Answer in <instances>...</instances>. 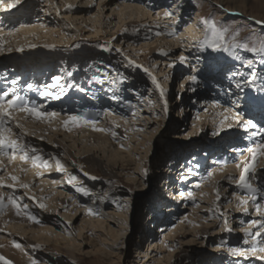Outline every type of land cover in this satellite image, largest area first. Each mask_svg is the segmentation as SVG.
Returning a JSON list of instances; mask_svg holds the SVG:
<instances>
[{"label": "bare ground", "instance_id": "bare-ground-1", "mask_svg": "<svg viewBox=\"0 0 264 264\" xmlns=\"http://www.w3.org/2000/svg\"><path fill=\"white\" fill-rule=\"evenodd\" d=\"M23 1L24 3L21 0L17 1V7L14 8L15 4L13 3H15V0H0V8L2 7V10L0 9V167L3 170L7 169L8 173L10 169L15 170L18 168V171H21L24 168L27 172L29 184L32 181L46 177V180H52V182L50 184L48 181L44 182L43 188L47 189L48 185L50 186L51 184L52 188L58 187L59 182L63 181L58 177L64 171L71 170V168L64 170L70 165L59 155L62 150L68 149L69 151L70 147L68 145L70 143L57 140L56 135L59 134L51 133L52 130L57 129L54 125L57 124L59 126L58 120L61 118V122L65 126L67 124H76L77 127H84L82 132L90 135L98 132V136L89 135V138H91L89 142H84L85 144L82 147H85L78 149V151L80 155L86 153L99 155L102 153L107 159L111 160L107 165L101 157L97 158L92 155L86 157L92 163V166L102 168L107 176V183L110 184L111 180L119 179L118 168L122 170L123 157L125 159L129 156L112 150L113 146L119 148V143L123 140L127 141L121 147L129 145L131 142L134 143L136 139L134 134L141 130L144 131L143 129L145 128L150 133H154L157 118L161 116L157 110L153 109L151 103L159 107V102L153 95L146 94L144 92L145 89L139 83L136 84L135 88V84L130 85L128 81L122 80L120 76L115 74V70L120 69L115 67L112 74H110L107 69H101L94 62L92 66L88 67L91 64L90 60L85 66L79 67L76 64L77 66L73 67L75 69L73 71L67 68L63 70L50 68L45 65V60L49 59H56L62 63L71 62L67 58H78L79 53H64L65 49H62V47L50 49L49 51V47L32 44L34 41L31 39L32 42H30L32 36L51 37L60 31L59 27L61 25L54 20L48 22V18L45 19L38 14L37 16L35 13L31 15L25 14L26 17L24 16V18L19 17V15L28 11V8L37 9V3L36 5L31 3V6L28 7L24 4L29 0ZM114 1L100 0L99 4L96 2L98 10L111 6ZM121 1L126 3L117 11L120 20L119 24L122 27L132 24L143 25L147 22L153 23L151 28L160 27L159 23L169 26L164 32L167 36H163L158 40H151L152 42H144L143 45L148 53L152 52L158 56L156 62L160 65H162L160 58L164 56L163 53L169 52L170 56H168L170 58L166 59L165 62L167 64L163 65L170 67L175 72L179 70L184 72L182 73L184 80L181 81L182 83H180L179 87L178 98L180 101L177 102L175 108L178 107L180 114H184L187 111L186 107H191L188 110L187 122H185L188 124L186 133L195 145L193 146L194 149L190 150L186 155V150L179 149V146H176L177 150L168 159L167 171H169V177L166 180L165 187L168 190H172L186 186V183L177 181V175L186 176L187 178L189 175H193V172H201L203 165H207L206 173L200 175V179L197 182L198 186L196 185L194 188L196 190L192 191L194 198L191 196L192 194L189 196L190 200L188 202L190 204L187 205V212L178 214V219L165 228L164 235L168 236L166 240L169 241L175 234L195 233L200 223L207 225L208 222H217L219 225L224 224V219L227 223L242 222L244 221L242 219L244 217L242 214L244 212L242 210L243 207L251 205L249 211L252 210L253 213L250 216L248 215V220L244 221L246 222L245 225L240 227L239 230V233L243 232L244 241L237 240L235 235L231 233L224 234V240L217 237V247L222 246L226 251L233 249L230 246L231 242H240L237 244V249L246 253V256L242 255L235 261V257L227 258L226 255L224 258L226 262L215 261L216 257L203 256L199 262L194 264H264V228H262V225H264V173L255 170V168L263 167V165L259 168L255 167V164H257L255 161L258 156L259 163H264V135L259 133L264 130V109H251V106L248 105L256 100L255 106L264 108L262 104L264 99L258 100L255 92L249 93L244 89V86L248 85L246 83L247 78L242 79L240 77V70H230L228 68L229 63H225L226 58L223 59L224 62H221L219 58L208 61L209 57L201 58L199 55H193L197 52L195 49L191 50L193 43H195L192 31H194L198 23L197 17L196 19L195 17L186 18V23L180 29H177V23L173 21L178 16L177 8L187 11L184 9V4L187 5L186 0H172L174 9L163 5L161 8L154 10V12L152 11V13L150 9L141 3V0ZM37 2H42L38 7L39 10L49 8L54 11L51 6V3H53L51 0H44V3L43 0ZM151 2L148 3L150 6L152 4L153 7L156 3L153 0ZM61 5L63 10L71 11L70 14L72 15L69 14L70 17H67L71 20L70 23L80 22L83 24V22L86 23L85 21L89 20L86 15L87 12L83 10L86 8L85 6H79L84 7L82 10L76 6L73 11L74 7L70 5L69 0H62ZM171 11L173 12V17L168 14ZM42 13L45 14V12ZM165 14H168L167 17H163ZM168 18H172V21L169 22ZM162 19L166 20L161 22ZM92 20L96 21L93 18ZM92 24L99 33L102 23ZM28 42L30 48H25L21 45ZM27 50L40 53L46 51L47 55L43 57L42 61L35 57L28 60L25 57ZM92 51H95V46H89L86 49L87 54ZM7 54H12V56H7ZM40 62L42 63L38 66L37 63ZM208 62L215 65H211ZM45 68H49V70H46L47 73L43 74L42 69ZM188 68L189 70H187ZM205 71H208V75L203 73ZM159 74L160 77L167 79L165 72L162 73L160 71ZM211 74L214 76H210ZM45 78H48V82L44 80ZM224 79H232L230 81L231 84H227ZM208 80L209 83L212 82L210 85L214 83L213 86L216 90L230 92L224 101L214 96L213 92L203 89V86L209 85L207 83ZM261 83L264 84V79L261 80ZM249 85L251 86V83ZM254 85L256 84H252L253 87ZM14 96L17 97L8 100ZM237 98L238 101L236 100ZM195 101L197 104L192 103ZM10 110H15V112L13 111L14 117L11 116V112V114L9 113ZM20 111L22 113H18ZM238 111L243 115L244 119L241 126L243 131L245 128L247 129L246 133L245 131L240 132V134L235 136V132L231 133L229 131L228 138L220 141L221 144L218 143L219 145L215 146H211V143L203 144L202 141L211 130L212 125L219 133L224 132L228 126H234L237 121L235 115ZM260 112L263 113L261 114ZM258 113L261 114V118L257 116ZM105 116H108V118H105ZM19 120L23 125L17 123ZM138 120L144 122V124H139ZM123 131L126 132L125 135ZM200 133L201 135H199ZM75 134L73 135L75 136ZM260 137L262 139H259ZM130 139L132 140L131 142ZM115 140H117V145H113ZM47 141L50 142L48 143ZM146 141H148L146 145L150 146L151 136ZM139 142V140L135 142L136 146ZM142 142L140 144L144 143ZM229 144L231 147L229 152H222L223 148ZM134 149L136 150L137 148ZM252 149L255 150L251 154ZM112 156H114L113 159ZM44 164L46 166H43ZM241 168H243V172ZM1 174L2 171L0 170V239H2L0 251L10 256V251L13 247H26L29 245L28 243L33 241L49 243L53 235H58L56 230L48 227V225H36L34 219L29 216V212L25 211V219L20 216L23 212L20 209L21 207L19 208L15 202L20 203L21 195L17 187L11 185L15 182V178L20 179V176L15 175V173L10 176H2ZM67 182L69 183L68 180ZM252 183L253 185L250 186ZM70 188L79 189L80 187L70 186ZM214 190L220 191L218 197L215 195ZM29 193L32 196V192L28 191L27 194ZM86 195L85 193L83 194L85 198L80 200L82 201L80 205L71 208L67 205L69 200L66 197L68 196L60 192L54 206L56 204V207L64 206V213L70 221L79 213L78 215H82V220L85 218V224L98 223V225H102V222L98 219L99 216H97L99 211L95 210V214H93V209H89L93 205L92 200L95 197L89 196L91 199H88V195ZM226 195L229 196L230 202L225 204V211L216 210V200L214 199L216 197L218 200L221 199L223 204ZM113 197L115 201L128 202V198L125 195L119 194L113 195ZM115 201L110 203L114 207L111 211L118 210L124 214V207L129 208V205L116 206L119 202ZM221 202L219 200L218 203ZM102 203L105 204L104 201ZM230 203H232V209L228 206ZM227 209L230 213L226 212ZM100 215L107 218L115 217L112 213L102 212ZM217 215L222 216V218ZM224 216L226 217L224 218ZM227 217L228 219H226ZM14 221H17V223L21 222L19 228L14 227ZM53 221L57 223V221ZM24 222H30V226L34 225V228L23 226ZM8 226L10 227L8 228ZM64 228L60 229V234L65 231ZM254 235L255 237H253ZM161 246L165 248L167 245ZM211 246L214 247L215 244ZM164 250L165 252L169 251L166 248ZM229 259L231 260L229 261Z\"/></svg>", "mask_w": 264, "mask_h": 264}, {"label": "rangeland", "instance_id": "rangeland-1", "mask_svg": "<svg viewBox=\"0 0 264 264\" xmlns=\"http://www.w3.org/2000/svg\"><path fill=\"white\" fill-rule=\"evenodd\" d=\"M17 1L20 0H15V3H13L15 4L14 8L17 7ZM37 1L40 0H29L24 4L29 7L31 3L35 5L37 3V9L33 7L29 9L27 7L28 11L19 15V17L24 18L26 15L35 13V15L38 14L45 19L48 18V22H52L50 20L58 21L61 26L59 27L60 31L51 37L41 38L32 36L30 42L33 39L35 42L33 41L32 44L35 46L49 47V51L50 49L62 47V49H65L63 51L64 53H79L78 58L67 56V59L71 60V62L62 63L56 59H49L45 60V65L50 68L61 70L67 68L73 71L75 70L73 67L77 66L76 64L81 67L91 61L88 67L92 66L94 62L101 69H107L110 74H112L114 67L118 68L120 70H115V74L120 76L122 80L128 81L130 85L135 84V88L137 86L136 84L139 83L145 89L144 92L146 94L149 93L157 99L159 107L153 103L151 105L154 110L160 113L161 117L157 118L154 133H150L145 128L143 129L144 131L141 130L134 134L136 137L135 142L137 140L140 141L137 146L135 142H131V139V143L125 147H121V145L126 144L127 140L121 141L119 148L113 146L114 149L112 148V150L129 156L125 159L123 157L122 168L116 165L122 169L120 170L118 168L120 177L117 180H111L110 184L107 183L108 179L102 168L92 166V163L86 157L91 155L97 158L101 157L107 165L111 160L107 159L102 153L99 154L100 156L94 153H91V155L90 153L80 155L78 149L85 147H82V145L86 141L89 142L91 139L89 138L90 134L82 132L84 127H77L76 124H67L65 126L61 122V118L58 120L59 126L55 124L54 127H57V129L52 130L51 133L59 134L56 135L57 140L70 143L68 145L70 147L69 151L68 149L62 150L59 155L70 165L64 170L70 168L71 170L64 171L58 177L60 180H63L59 182L58 187L52 188L51 184L50 186L48 185L47 189L43 188L44 182L48 181L49 184L52 182V180H46V177L32 181L29 184L27 172L24 168L21 171H18V168L15 170L10 169L8 173L7 169L3 170L0 167L2 176H10L13 173L20 176V179L15 178V182L11 184L17 187L21 195V204L15 202L19 208L21 207L20 209L23 212V216L22 214L20 216L25 219L24 215L26 216V212H29V216L34 219L36 225H48V227L58 232V235L51 237L49 243L33 241L28 243L29 245L26 247H13L11 248L10 256L0 251V264H194L199 262L203 256L216 257L215 261H224L226 255L227 258L235 257V261L242 255L246 256V253L237 249V244L240 242H231L230 246L233 249L226 251L222 246L217 247V240L218 238L224 240V234L231 233L235 235L237 240L244 241L243 232L239 233V230L240 227L245 225L246 222L244 221L248 220V215L250 216L253 213L252 210L249 211L251 205H245L243 207L242 210L244 212L242 214L244 217L242 219L244 221L242 222L227 223L224 219V224L219 225L217 222H208L207 225L200 223L195 233L186 232L183 234H175L169 241L166 240L168 236L164 235L165 228L178 219V214L187 212V205L190 204L188 202L190 200L189 196L192 194L191 196L194 198L192 191L196 190L194 188L196 185L198 186L197 182L200 179V175L206 173L207 169V165H203L201 172H193V175H189L187 178L186 176L177 175V181L179 183H186V186L172 190H168L165 187L166 180L169 177V171H167L168 159L177 150L176 146H179V149L186 150V155L190 150L194 149L193 146L195 145L186 133L188 124L185 122H187V116H189L188 110L191 107L187 106V111L184 114H180L178 107L175 108L177 102L180 101L178 98L180 92L179 87L180 83H182L181 81L184 80L182 75L184 72L180 70L175 72L170 67L163 65L167 64L165 61L170 58L169 52L163 53L164 56L160 58L162 65H160L156 62L158 56L152 52L148 53L143 45L144 42H152L161 39L163 36H167L164 32H166L169 26L159 23L160 27L151 28L153 23L147 22L144 23L146 25L132 24L122 27L119 24L120 20L117 11L126 3H123L121 0H115L111 6L101 8L100 10H98L97 5V3H100V0H69L70 5L74 7L73 11L76 6L80 10L84 7L79 6L86 7L83 10L87 12L86 15L89 17V20L85 21L86 23L83 22V24L80 22L70 23L71 20L67 17L72 15L70 14L71 11L62 9V0H51L53 2L51 6L54 8V11L49 8L39 10L38 7L42 2L39 3ZM151 1L141 0V3L151 10V13L163 5H166L168 8H175L172 7L174 5L171 2L172 0H153L156 3L153 7L152 4L150 6L148 3ZM186 1L187 5L184 4V9L187 11L185 12L177 8L178 16L173 21H176L177 29H180L186 23V18L195 17L196 19L197 17L198 23L194 31H192L194 33L195 43H193V48H191V50L195 49L197 52L193 55H199L201 58H205V56L209 57L210 59L208 61L219 58L221 62H224L223 59L226 58L225 63H229L228 68L230 70H240V77L242 79L247 78L246 83L248 85H245L244 89L249 93H252V91L255 92L258 100L264 99V84L261 83V80L264 79V0ZM21 2L24 3L23 0ZM0 9L2 10V7ZM42 12L47 14L45 15ZM170 13H168L169 16L173 17V12L171 11ZM168 14H165L163 17H167ZM92 18L96 21L94 22ZM166 19H162L161 22H164ZM168 19L169 22L172 21V18ZM99 22L102 25L100 27L101 31L98 33L92 23L96 24ZM21 45L25 48H30L29 42ZM89 46H95V51L87 54L86 49ZM26 52L25 57L28 60L35 57L42 61L44 59L43 57L47 55L46 51L40 53L27 50ZM7 56H12V54H7ZM41 63H37L38 66ZM208 63L215 65L211 62ZM46 70H49V68L42 69V73H47ZM160 71L162 73L165 72L167 79L160 77ZM203 73H207L208 75V71ZM44 80L48 82V78ZM207 83H209V80ZM249 83H251V86ZM252 84H256L257 86L254 85L253 87ZM208 87L209 85L203 86V89H207ZM236 100L238 101V98ZM255 101L248 104L251 106L250 108L263 110L264 108L255 106ZM192 103L197 104L196 101ZM262 104L264 105V102ZM13 111L15 112V110L9 111V113H12H10L12 117H14ZM18 113H22V111ZM260 113L262 114L263 112ZM261 114L258 113L257 116L261 118ZM105 118H108V116H105ZM235 118H237V121L234 126H228L221 133L217 132L216 128L212 125L211 130L205 135L202 141L203 144L211 143V146H215L218 143L221 144L220 141L228 138L229 131L231 133L235 132V136L240 134V132L245 131L246 133L247 129L245 128L243 131L241 126L244 119L243 115L238 111ZM137 122L144 124V122H140L139 120ZM17 123L21 124L20 120ZM24 127L26 128L25 125ZM72 132L73 134L76 133L75 136ZM123 133L124 135L126 134L125 131ZM259 133H263L264 135V130ZM92 135L98 136V132ZM150 136L151 143L150 146H147L146 142L148 141L146 140H149ZM259 139L262 138L260 137ZM141 142L143 144H140ZM117 144V140H115L113 145ZM230 144L224 147L222 152L228 153L231 149ZM134 148L137 149L135 150ZM113 158L114 156H112ZM255 163H257L255 167L258 168L263 165V167L259 169L255 168V170L264 173V163H259V156ZM43 166L46 165L44 164ZM252 185L253 183L250 184V186ZM70 186L80 188L71 189ZM28 191L32 192V196H30V193L27 194ZM214 191L218 197L220 191ZM60 192L68 196L66 197L69 200L67 205L71 208L80 205V202H82L80 200L85 198L83 196L84 193L88 195H86L88 199H91L89 196L95 197L92 200L93 207L87 208L90 210L93 209V214H95V210L99 211L97 212V216H99L98 219H100L102 225H98V223L91 225L85 224V218L82 220V215H78L79 213L71 221L68 220L64 213L65 207H56L57 204L54 206ZM119 194L125 195L128 198V202L115 201L113 195ZM217 197L214 199L216 200L215 209L221 212L225 211V204L230 202L229 196L226 195L223 204L221 199H219L221 203H218L219 200ZM114 201L119 202L116 206L127 204L129 208L124 207V214L118 210H113L112 212L111 209H114V207L110 203ZM228 206L231 209L233 208L232 203ZM102 212L112 213L115 217H104L100 215ZM226 212L230 213L228 209ZM217 216L222 218L220 215ZM93 219L95 220V218ZM53 220L57 221V223ZM20 223L16 221L14 227L19 228ZM30 224V222H24L23 226L34 228V225L30 226ZM222 225L224 226L221 227ZM62 227H65V231L60 234ZM262 228H264V225H262ZM215 232L217 233L214 234ZM208 236L212 237L208 238ZM1 243L2 239H0V245ZM212 244H215V246H211ZM161 245H164L169 251L165 252V248ZM234 250L236 251L232 254ZM247 257L249 256L247 255Z\"/></svg>", "mask_w": 264, "mask_h": 264}]
</instances>
